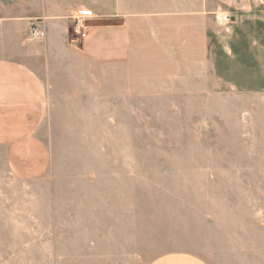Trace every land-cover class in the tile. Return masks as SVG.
<instances>
[{"label":"rangeland","instance_id":"1","mask_svg":"<svg viewBox=\"0 0 264 264\" xmlns=\"http://www.w3.org/2000/svg\"><path fill=\"white\" fill-rule=\"evenodd\" d=\"M134 1L168 12L132 54L107 53L108 31L103 54L44 73L46 174L14 177L0 146V264H264V87L232 85L212 55L213 11L264 0ZM32 2L0 0V20ZM8 26L0 57L21 59L35 39Z\"/></svg>","mask_w":264,"mask_h":264},{"label":"crops","instance_id":"2","mask_svg":"<svg viewBox=\"0 0 264 264\" xmlns=\"http://www.w3.org/2000/svg\"><path fill=\"white\" fill-rule=\"evenodd\" d=\"M146 5L134 0H33L29 12L0 20L7 28L12 23L19 24L24 34L34 20H42L46 30V38L30 42L29 51H25L21 38V59L0 57V146L5 148L8 170L14 177L38 178L50 167L49 147L39 134L47 112L44 73L63 69L72 55L103 54V33L108 31L107 53L116 60L132 54L137 30L150 33L148 22L160 25L166 21L165 2L158 4L157 12H150ZM84 8L96 15L92 20L110 23L90 24L87 37L78 39L70 31L69 17ZM258 12L238 10L230 14L221 35L224 57H220L219 47L212 48L214 65L226 67L223 75L234 86L251 82L256 89L264 87V14ZM5 36L0 37L4 43Z\"/></svg>","mask_w":264,"mask_h":264},{"label":"built area","instance_id":"3","mask_svg":"<svg viewBox=\"0 0 264 264\" xmlns=\"http://www.w3.org/2000/svg\"><path fill=\"white\" fill-rule=\"evenodd\" d=\"M215 21L222 25L229 21V15L223 11L213 12ZM96 17V15L89 9H78L76 12L70 15L71 21L70 31L76 38L83 39L88 35L90 24L88 20ZM46 36V30L42 20H34L29 27V37L31 39H44Z\"/></svg>","mask_w":264,"mask_h":264}]
</instances>
